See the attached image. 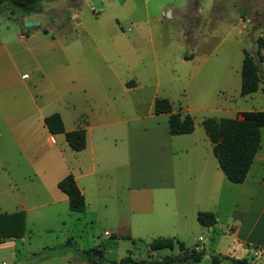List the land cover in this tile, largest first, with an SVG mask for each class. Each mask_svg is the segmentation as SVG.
<instances>
[{"label":"rangeland","instance_id":"374dc122","mask_svg":"<svg viewBox=\"0 0 264 264\" xmlns=\"http://www.w3.org/2000/svg\"><path fill=\"white\" fill-rule=\"evenodd\" d=\"M40 7V13L23 17L13 14L8 6L2 7L0 33L5 39H15L20 33L37 35L27 48L12 46L25 64L36 69L35 75L40 74L38 67L47 73L58 59L54 57L62 59L59 51L64 47L71 51L72 61L99 65L96 82H86L85 102L71 103L77 111H96L108 124L105 132L114 122L154 115L155 99L169 100L175 112L181 110L198 124L205 118H234V112L213 111L214 104L227 99L216 100L218 90L231 98V110H252L263 104L259 94L241 97L239 87L243 51L258 61L256 41L264 39V0H44ZM22 18L40 25L27 30ZM47 47L54 48L55 55L43 54L42 48ZM260 67L264 74V63ZM131 81L137 89L126 92ZM36 99L40 102L37 95ZM68 103L52 101L44 112L64 114L67 122ZM198 132L192 137L205 140L208 149L202 127ZM172 143L179 191L187 168L183 164L188 166L180 150L190 142L182 145L177 136ZM149 166L151 163L142 168L146 172ZM141 174L137 169L136 185L142 183ZM172 200L180 208L186 205V200L176 198V192ZM231 200L222 190L211 205L219 220L213 233L201 227L192 214H185L173 229L170 223L159 222L161 196L131 193L119 170L116 178L103 172L88 195L89 205L83 214L70 212L67 205L33 210L28 202L22 235L13 244L0 247V264H88L74 255L67 241L78 251L101 249L105 264L127 257L149 264L181 254L177 246L149 250L152 240L175 232L187 252L201 251L203 257L199 263L174 264H212V257H222L231 242L225 229ZM6 210L16 209L9 205ZM152 211L154 216L147 218ZM253 259L255 264H264L260 258Z\"/></svg>","mask_w":264,"mask_h":264},{"label":"crops","instance_id":"0c3cea01","mask_svg":"<svg viewBox=\"0 0 264 264\" xmlns=\"http://www.w3.org/2000/svg\"><path fill=\"white\" fill-rule=\"evenodd\" d=\"M27 21L35 20L22 18V24ZM36 36L33 33H20L15 39L13 36L12 39H5L0 33V214L19 211L25 214L29 208L28 202L33 210L68 206V199L57 188V184L69 174L73 176L84 198L86 211L89 205L88 195L95 186L97 187L101 174L106 172L116 178V171L119 170V176L126 183L129 192H152L153 196H161L162 219L159 222L170 223L173 229H176V222L185 218V214L196 217L199 212H208L212 213L216 220V212L210 207L218 200L223 190L229 200L232 196V200L228 223L225 224L231 242L222 257L247 260L250 256L251 259L247 261L251 264H255L253 257L264 261V127L261 129L259 148L245 180L241 184H233L220 170L210 141L208 140L210 147L206 149L205 140L200 142L192 137L202 127V124L195 122L192 117V133L177 135L182 145L190 142L180 150L188 166L183 164L184 169L187 168L182 187L178 191L172 143L173 138L177 136L169 133L168 114L147 115L114 122L109 132H105L108 124L96 111H91L90 114L77 111L75 104L71 103L81 100L85 102L88 90L86 82H96V74L101 70L97 67L99 65L80 60L72 61L71 51L64 47L59 51L62 59H59V55L54 57L58 59L50 64L47 73L38 67L40 74L35 75L36 69L25 64L20 53L12 51V46L20 44L27 48L28 43L35 40ZM42 52L47 55L49 52L50 56L55 55L54 48L51 47L42 48ZM45 85L46 88H43ZM126 85V92L137 89L133 81ZM256 94H259L263 101L257 108L231 110V98L222 90H218L216 100L220 97L227 99L223 98L222 103L214 104L213 111L221 114L234 112V118L245 112H264V80L258 90L250 95ZM52 101L71 103L67 104L65 112L67 122L64 114L44 112ZM91 101L95 100L89 102ZM54 113L60 116L65 132L85 130L83 150L72 151L65 141L64 134L52 135L48 132L44 118ZM211 118L219 120L224 117ZM147 163L152 166L145 172L142 167ZM137 169L142 171V183L139 185L135 184ZM175 192L177 199L186 200L183 208L174 205L172 199ZM9 205L16 210L7 212ZM154 212L147 213L146 217H153ZM218 221L216 220V223ZM214 226L207 229L213 233ZM105 234L110 236L107 232ZM177 235L175 232L167 238L180 242ZM14 240L15 238H7L0 247L13 244ZM218 264L227 263L221 261Z\"/></svg>","mask_w":264,"mask_h":264},{"label":"trees","instance_id":"16d2710c","mask_svg":"<svg viewBox=\"0 0 264 264\" xmlns=\"http://www.w3.org/2000/svg\"><path fill=\"white\" fill-rule=\"evenodd\" d=\"M44 0H0V9L9 7L13 14L21 17L40 13V2ZM256 61L247 51H243V59L240 72L241 97L248 96L258 90L260 83L264 80V74L260 67L264 63V54L260 51L264 48L263 38L257 41ZM154 115L168 114L169 133L172 136L190 134L194 130V123L191 116L183 115L180 111L174 112L172 104L167 99H155L153 103ZM204 132L212 145V153L216 158L218 166L227 180L233 184H241L248 173L253 158L259 148L261 129L264 127V112L251 111L241 113L234 119L222 118L215 120L204 119L202 122ZM44 125L52 135L64 134L68 147L79 152L85 147V130L78 129L65 132L60 116L56 113L44 118ZM57 188L66 195L68 209L70 212L83 213L85 211L84 198L76 186L72 175H67L58 182ZM198 223L203 227H212L216 224L215 216L208 212H199L196 216ZM25 228V214L23 211L0 214V244L7 238H18ZM129 239V237H122ZM66 245L74 255L88 264H105L101 249L92 248L87 251H78ZM178 247L181 254L177 256L164 257L160 261L149 264H174L182 262H199L203 252L196 250L187 252L183 244L171 238H157L149 244V250L158 251L162 249H174ZM224 261L227 264H251L247 260H235L226 257H212V263L218 264ZM112 264H145L133 262L130 258L121 259L118 263Z\"/></svg>","mask_w":264,"mask_h":264},{"label":"water","instance_id":"95a60500","mask_svg":"<svg viewBox=\"0 0 264 264\" xmlns=\"http://www.w3.org/2000/svg\"><path fill=\"white\" fill-rule=\"evenodd\" d=\"M39 26V22H25L24 27L27 30H31L33 27Z\"/></svg>","mask_w":264,"mask_h":264},{"label":"built area","instance_id":"2783aa9c","mask_svg":"<svg viewBox=\"0 0 264 264\" xmlns=\"http://www.w3.org/2000/svg\"><path fill=\"white\" fill-rule=\"evenodd\" d=\"M105 235H107V234H105Z\"/></svg>","mask_w":264,"mask_h":264}]
</instances>
